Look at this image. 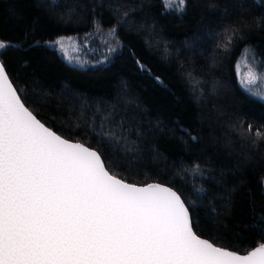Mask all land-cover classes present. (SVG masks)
Listing matches in <instances>:
<instances>
[{
    "label": "trees",
    "instance_id": "trees-1",
    "mask_svg": "<svg viewBox=\"0 0 264 264\" xmlns=\"http://www.w3.org/2000/svg\"><path fill=\"white\" fill-rule=\"evenodd\" d=\"M50 3L0 0V59L25 106L110 174L191 201L201 238L239 254L264 243V102L234 68L248 49L264 75V0H186L180 14L162 0ZM97 32L119 51L94 68L47 44Z\"/></svg>",
    "mask_w": 264,
    "mask_h": 264
},
{
    "label": "snow or ice",
    "instance_id": "snow-or-ice-1",
    "mask_svg": "<svg viewBox=\"0 0 264 264\" xmlns=\"http://www.w3.org/2000/svg\"><path fill=\"white\" fill-rule=\"evenodd\" d=\"M185 5L166 0L172 11ZM55 43L67 56L65 40ZM258 81L264 75L249 69L241 85L264 102L250 87ZM26 102L0 62V264H264V243L238 254L200 238L191 201L123 182L97 150L62 138Z\"/></svg>",
    "mask_w": 264,
    "mask_h": 264
},
{
    "label": "rangeland",
    "instance_id": "rangeland-1",
    "mask_svg": "<svg viewBox=\"0 0 264 264\" xmlns=\"http://www.w3.org/2000/svg\"><path fill=\"white\" fill-rule=\"evenodd\" d=\"M162 2L167 11L180 14V12L172 11L169 7H166V0H162ZM60 39L65 40V48L68 53L67 56L60 50L59 45L55 43V41ZM47 44L55 49L68 64L82 68H94L104 65L119 51V46L115 45L113 35H108L107 33L94 34L84 38L74 36L59 37L54 41L47 42ZM237 66H239V75ZM234 68L238 86L242 92H244V90L241 85V79L249 69L254 71L257 76L263 75L258 61L248 49H245L237 58ZM250 87H252L254 91H264V83L260 81H258L257 85Z\"/></svg>",
    "mask_w": 264,
    "mask_h": 264
},
{
    "label": "water",
    "instance_id": "water-1",
    "mask_svg": "<svg viewBox=\"0 0 264 264\" xmlns=\"http://www.w3.org/2000/svg\"><path fill=\"white\" fill-rule=\"evenodd\" d=\"M0 62H2L1 61V59H0ZM19 95V94H18ZM38 119V118H37ZM46 126V125H45ZM63 138V137H62ZM70 142H72V141H70ZM73 143H76V142H73ZM83 145V144H82ZM85 146V145H84ZM85 147H87V146H85ZM91 149V148H90ZM92 150H94V149H92ZM124 182V181H123ZM126 183V182H125ZM149 184H160V183H149ZM149 184H147V185H143V186H140V185H135V186H137V187H146V186H148ZM160 185H162V186H165V187H168V186H166V185H163V184H160ZM172 189V188H171ZM173 191H175L174 189H172ZM201 238V237H200ZM203 239V238H202ZM210 242V241H209ZM255 249V248H254ZM254 249H252V250H254ZM228 250V249H227ZM239 254V253H238Z\"/></svg>",
    "mask_w": 264,
    "mask_h": 264
}]
</instances>
